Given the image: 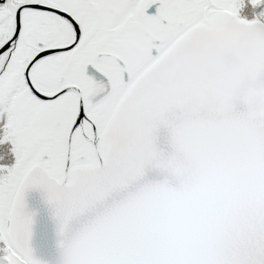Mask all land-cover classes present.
Here are the masks:
<instances>
[{
	"label": "snow or ice",
	"instance_id": "6c2138e0",
	"mask_svg": "<svg viewBox=\"0 0 264 264\" xmlns=\"http://www.w3.org/2000/svg\"><path fill=\"white\" fill-rule=\"evenodd\" d=\"M253 8L264 0H247ZM0 0V264H264V10Z\"/></svg>",
	"mask_w": 264,
	"mask_h": 264
},
{
	"label": "water",
	"instance_id": "95a60500",
	"mask_svg": "<svg viewBox=\"0 0 264 264\" xmlns=\"http://www.w3.org/2000/svg\"><path fill=\"white\" fill-rule=\"evenodd\" d=\"M30 209L36 213L33 225V247L36 254L42 259L55 264L58 258L56 247L55 225L52 221L46 205L42 202L37 193L28 194Z\"/></svg>",
	"mask_w": 264,
	"mask_h": 264
},
{
	"label": "rangeland",
	"instance_id": "374dc122",
	"mask_svg": "<svg viewBox=\"0 0 264 264\" xmlns=\"http://www.w3.org/2000/svg\"><path fill=\"white\" fill-rule=\"evenodd\" d=\"M258 8H263L264 9V4L258 5L255 8L249 3H247V0H245V8L242 10L241 14H250L254 15L257 14ZM253 18V17H252ZM251 19V18H250ZM8 148H10V145H0V151H8ZM13 157L9 153L8 157L6 160H0V163H8L11 164L13 162Z\"/></svg>",
	"mask_w": 264,
	"mask_h": 264
},
{
	"label": "trees",
	"instance_id": "16d2710c",
	"mask_svg": "<svg viewBox=\"0 0 264 264\" xmlns=\"http://www.w3.org/2000/svg\"><path fill=\"white\" fill-rule=\"evenodd\" d=\"M261 10H264L263 8H258V11H257V14L261 11ZM242 16H244V17H246V18H248V19H250V18H252L253 16L252 15H250V14H241ZM3 255V252H2V250H0V256H2Z\"/></svg>",
	"mask_w": 264,
	"mask_h": 264
}]
</instances>
